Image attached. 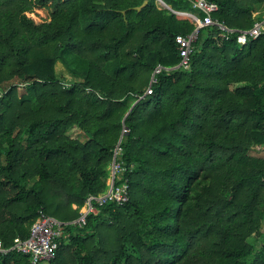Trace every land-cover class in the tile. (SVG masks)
Masks as SVG:
<instances>
[{
    "label": "trees",
    "instance_id": "trees-1",
    "mask_svg": "<svg viewBox=\"0 0 264 264\" xmlns=\"http://www.w3.org/2000/svg\"><path fill=\"white\" fill-rule=\"evenodd\" d=\"M144 1L0 0V239L45 212L66 222L46 264H264V33L206 26L184 69L175 38L194 24L173 9L204 13ZM209 1L232 28L262 17L264 0ZM121 138L129 200L72 224Z\"/></svg>",
    "mask_w": 264,
    "mask_h": 264
},
{
    "label": "built area",
    "instance_id": "built-area-1",
    "mask_svg": "<svg viewBox=\"0 0 264 264\" xmlns=\"http://www.w3.org/2000/svg\"><path fill=\"white\" fill-rule=\"evenodd\" d=\"M158 1L162 3L161 0ZM189 1L194 8L201 10L204 15L200 17L190 11L173 9L177 17L189 19L194 24L192 31L176 35L175 40L180 57L178 67H183L184 69L190 68L192 55L195 50V42L199 38L200 30L206 26H217L221 31V37L225 39H230L236 33V39L240 45H245L250 39H256L264 33V16L256 20L250 28L237 29L228 26L224 21L215 16V13L219 10L218 3L209 0ZM164 69H167V67L162 64L157 65L146 93L153 92V83L157 80L156 74ZM125 132H128L127 128L123 129V133ZM122 153L121 138L114 148L108 188L105 192L90 194L83 206L80 207L79 216L71 221L72 224L78 226L85 225L88 215L97 210V205L105 204L109 199L115 200L118 204L129 200L130 182L128 178L123 176L125 166L122 160ZM65 223L53 215L41 212L33 222L30 234L27 237H15L13 245L9 248L5 247L4 242L0 239V253L5 254L10 249H14L17 252L27 254L30 257L31 264H40L43 261L50 260L55 256L58 249V239L64 233Z\"/></svg>",
    "mask_w": 264,
    "mask_h": 264
},
{
    "label": "rangeland",
    "instance_id": "rangeland-1",
    "mask_svg": "<svg viewBox=\"0 0 264 264\" xmlns=\"http://www.w3.org/2000/svg\"><path fill=\"white\" fill-rule=\"evenodd\" d=\"M157 2L161 5V6H164L163 3H161L160 1L157 0ZM57 72L59 75L61 76H65L67 78V81H73V80H76V78L66 70V68L64 67L63 63L62 62H58L57 63ZM259 155H263L264 156V152H261V153H258ZM76 206V205H75ZM44 262L46 261H43L42 263L40 264H44Z\"/></svg>",
    "mask_w": 264,
    "mask_h": 264
},
{
    "label": "water",
    "instance_id": "water-1",
    "mask_svg": "<svg viewBox=\"0 0 264 264\" xmlns=\"http://www.w3.org/2000/svg\"><path fill=\"white\" fill-rule=\"evenodd\" d=\"M164 5H167L163 0H161ZM148 3V0H145L140 6L135 7L138 10H141L146 4Z\"/></svg>",
    "mask_w": 264,
    "mask_h": 264
},
{
    "label": "crops",
    "instance_id": "crops-1",
    "mask_svg": "<svg viewBox=\"0 0 264 264\" xmlns=\"http://www.w3.org/2000/svg\"><path fill=\"white\" fill-rule=\"evenodd\" d=\"M257 13H260L262 16H264V5L258 9ZM44 264H46V262H44Z\"/></svg>",
    "mask_w": 264,
    "mask_h": 264
}]
</instances>
